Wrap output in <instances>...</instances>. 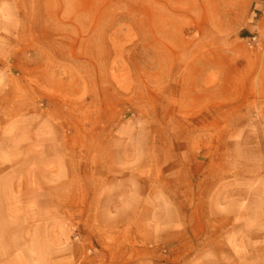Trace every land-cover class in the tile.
<instances>
[{"label": "rangeland", "instance_id": "1", "mask_svg": "<svg viewBox=\"0 0 264 264\" xmlns=\"http://www.w3.org/2000/svg\"><path fill=\"white\" fill-rule=\"evenodd\" d=\"M261 18L246 0H0V234L41 223L117 234L85 259L173 264L195 246L191 234H209V177L232 190L241 174L243 191L263 190L264 99L216 105L214 87L200 86L220 72L228 96L226 67L264 61ZM99 154L117 182L96 201H72L85 205L48 206L23 180L21 169L47 165L92 183L106 167ZM29 198L39 205H17Z\"/></svg>", "mask_w": 264, "mask_h": 264}, {"label": "crops", "instance_id": "2", "mask_svg": "<svg viewBox=\"0 0 264 264\" xmlns=\"http://www.w3.org/2000/svg\"><path fill=\"white\" fill-rule=\"evenodd\" d=\"M246 3L255 7L260 13L262 18L257 21L256 27L260 26V22L264 19V0H246ZM250 67L251 65H244L241 70L236 65H231L225 68L229 80L228 96L221 95L222 85L225 82H221L220 72L207 75L206 81L204 78L200 81V86L214 87V91L218 94L209 101H216V105L223 101L232 103L239 99H264V61L254 65V69L249 70ZM237 69L241 70L239 74L244 75H238ZM250 72L251 75H248ZM255 73L257 75H254ZM237 84L245 85L243 95L239 96ZM194 109L195 107H192L189 112ZM29 155L26 154V157ZM2 157L0 154V158ZM97 160L106 167H97L94 170L95 178L92 183L87 181L84 170L70 167L58 169L56 175L47 165L39 168H24L21 172L25 182L31 178L32 190L45 192L46 205L81 206L87 202L72 201L74 199L96 201L98 197H105L117 182L116 176L119 171L117 167L108 163L103 154H99ZM195 161V165L201 163L196 157ZM137 173L147 175L149 169L142 168L141 172ZM37 174H41L44 180L36 177L34 181L32 177ZM224 178L219 177L217 181L214 177L208 178L214 185L212 190L206 192L204 198L209 234H191L190 238L195 240V246L181 250L182 257L175 258L173 264H264V189L246 188L248 190H244L245 195L242 188L244 177L241 174L234 175L230 180L235 187L232 190L225 188ZM245 179L250 180V178ZM90 190L95 192L93 199L83 193ZM56 191L64 192V197L55 198L53 192ZM26 199L17 205L33 207L39 205L34 198ZM201 204L198 202L193 206L201 207L203 206ZM182 205L185 204L177 206ZM40 227L44 228V233L35 234ZM117 238V234H56L53 223L31 224L10 231L8 234H0V264H95L94 258L85 259L86 251L91 246H95L100 252L103 249L110 251L115 247L114 240ZM132 238L135 236H131ZM108 262L115 263L112 258H108Z\"/></svg>", "mask_w": 264, "mask_h": 264}, {"label": "built area", "instance_id": "3", "mask_svg": "<svg viewBox=\"0 0 264 264\" xmlns=\"http://www.w3.org/2000/svg\"><path fill=\"white\" fill-rule=\"evenodd\" d=\"M253 40H255V38H253Z\"/></svg>", "mask_w": 264, "mask_h": 264}]
</instances>
